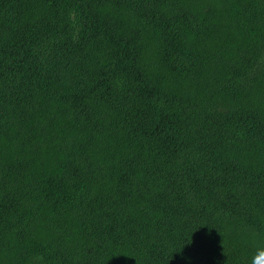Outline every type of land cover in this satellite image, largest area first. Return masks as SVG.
<instances>
[{"label": "trees", "instance_id": "16d2710c", "mask_svg": "<svg viewBox=\"0 0 264 264\" xmlns=\"http://www.w3.org/2000/svg\"><path fill=\"white\" fill-rule=\"evenodd\" d=\"M0 264H264V0H0Z\"/></svg>", "mask_w": 264, "mask_h": 264}]
</instances>
